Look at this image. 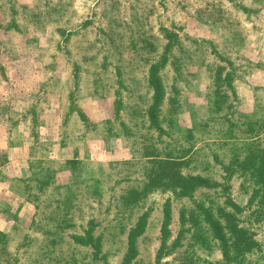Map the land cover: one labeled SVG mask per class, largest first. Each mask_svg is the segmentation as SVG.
Instances as JSON below:
<instances>
[{
	"label": "rangeland",
	"instance_id": "374dc122",
	"mask_svg": "<svg viewBox=\"0 0 264 264\" xmlns=\"http://www.w3.org/2000/svg\"><path fill=\"white\" fill-rule=\"evenodd\" d=\"M245 43H264V0H0V55L23 56L24 72L72 75L58 129L70 158L0 170L13 178L0 193V264H264V208L227 141L250 145L224 137L264 122V87L249 82L264 63ZM160 63L159 129L147 108ZM86 99L114 109L98 106L107 118L93 122ZM29 115L30 154L52 153L40 113ZM187 152L176 166L149 157ZM177 174L211 185L194 180L185 197Z\"/></svg>",
	"mask_w": 264,
	"mask_h": 264
},
{
	"label": "crops",
	"instance_id": "0c3cea01",
	"mask_svg": "<svg viewBox=\"0 0 264 264\" xmlns=\"http://www.w3.org/2000/svg\"><path fill=\"white\" fill-rule=\"evenodd\" d=\"M244 46H248L249 49L253 48V54L250 55V59L254 64L264 63V43H254V45L252 43H245ZM22 57L14 56L9 58L5 55H0V65L4 67L10 66V71H4V73L0 74V154L4 155V161H6L0 164V170L4 164L12 162V160L17 161V163L20 161L21 163L24 160H33L34 162L35 160L49 158L50 160L62 161L70 158L60 148L58 129L62 125L61 97L69 94V84L72 75L64 71H53L47 74L44 71V67H42L41 71L24 72V58ZM29 60L33 64L32 56H29ZM34 61L39 62V59L35 58ZM249 82L256 87H264V66H256L249 78ZM50 83H56L55 88L54 84L50 86ZM43 94L50 96L46 102L42 99ZM111 100L86 99L81 100L78 106L84 116L93 122H98L107 118L103 112H98V106L103 109L105 107L103 103H108L111 109ZM100 103L102 104L98 105ZM32 110L40 113L37 117L40 127L49 128L48 135L50 137V144H52V153L44 152L42 153L43 155L40 154L39 156H32L30 154V150L35 144V137L32 134V118L29 115ZM13 120L15 121V131L20 137L17 143L11 140L12 128L10 124ZM22 176L17 171L14 180L17 181ZM12 179L6 181L0 179V193L3 191L7 194V191H10Z\"/></svg>",
	"mask_w": 264,
	"mask_h": 264
},
{
	"label": "trees",
	"instance_id": "16d2710c",
	"mask_svg": "<svg viewBox=\"0 0 264 264\" xmlns=\"http://www.w3.org/2000/svg\"><path fill=\"white\" fill-rule=\"evenodd\" d=\"M164 63L158 64H151L148 70V83L151 89V103L147 108V115L149 117L150 123H154L156 125V128H161L158 125V115L163 114L162 113V107L163 102L165 99V85L163 80L161 79L159 75L160 67H162ZM223 121H225L223 119ZM227 121H225L226 123ZM252 128V127H251ZM252 130V129H250ZM253 131V130H252ZM167 132V131H166ZM167 135H170V133H166ZM226 139L233 138V139H243L250 145L249 148L237 143H231L230 141H227L228 147H230V150H232L235 146L240 147V157H234L232 158L234 161L238 162V165L240 167V170L237 172V176L243 177L245 181L251 182L253 184H256V191H257V198L256 200L258 202H261L263 208H264V122L263 124L258 127V131L255 134H231L227 133V130L225 131ZM230 140V139H228ZM230 142V143H229ZM174 148H177L174 146ZM188 155V152L186 154L183 153H176V154H168L164 157L160 158L158 155H149L154 160H158L155 162L158 163H164L167 165H180L181 162L179 161L183 159ZM162 156V155H161ZM217 161V160H215ZM246 163V164H245ZM246 165H249L250 168L244 167ZM220 168H222V165H219ZM202 179H201V178ZM177 178H172V182L174 186H177L178 189H174V192H177L179 195L182 196H190L192 194V190H194L197 186V184L194 182V180H201L200 185H211L208 184V177L204 176H190L189 178L180 176V174H177ZM187 188V189H186ZM186 190V191H185ZM168 212L166 213V217L168 218ZM86 242V241H84Z\"/></svg>",
	"mask_w": 264,
	"mask_h": 264
}]
</instances>
